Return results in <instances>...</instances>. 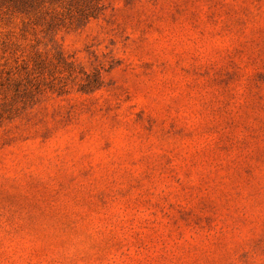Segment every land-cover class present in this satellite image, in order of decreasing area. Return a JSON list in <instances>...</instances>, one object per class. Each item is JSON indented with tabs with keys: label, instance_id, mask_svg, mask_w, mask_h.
Returning a JSON list of instances; mask_svg holds the SVG:
<instances>
[{
	"label": "rangeland",
	"instance_id": "rangeland-1",
	"mask_svg": "<svg viewBox=\"0 0 264 264\" xmlns=\"http://www.w3.org/2000/svg\"><path fill=\"white\" fill-rule=\"evenodd\" d=\"M0 264H264V0H0Z\"/></svg>",
	"mask_w": 264,
	"mask_h": 264
}]
</instances>
